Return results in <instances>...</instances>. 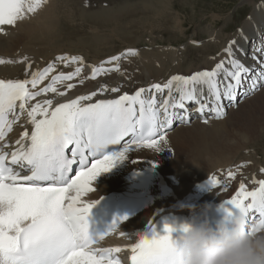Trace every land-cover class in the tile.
<instances>
[{
  "label": "snow or ice",
  "instance_id": "snow-or-ice-1",
  "mask_svg": "<svg viewBox=\"0 0 264 264\" xmlns=\"http://www.w3.org/2000/svg\"><path fill=\"white\" fill-rule=\"evenodd\" d=\"M44 3L46 0H0V26H15ZM239 50L238 42L233 40L224 49L228 59L220 60L211 70L197 71L190 76L174 75L164 84H152L149 90L140 88L134 95L125 93L118 99H99L94 103L91 101L97 92L80 95L57 106H53L52 99L30 104L43 94L57 93V82L79 77L82 67L52 76L47 87L36 91L31 89H37L49 73L55 71L54 64L28 73L30 78L0 79V141L5 140L19 120L17 109L20 114H26L32 126L30 133L25 130L15 141L18 146L15 150L6 151L8 145L0 144V264H120L113 255L122 251L120 247L96 245L127 217L114 222L105 235L93 239L88 232V216L98 201L87 202L82 196L95 191L92 182L96 177L125 159L133 146L161 150L168 143V130L173 121L188 122L186 115L170 112V108L186 112L184 102L195 101L200 105L197 111L204 113L208 105L200 97L206 89L214 101L209 111L219 119L226 107L238 102L241 95L238 89L245 80L251 83L243 95L264 87V64L258 72H253L237 57ZM254 50L264 56V46H254ZM128 52L135 54L134 50ZM120 58L113 56L107 63ZM57 60L66 65L83 64L82 58L76 56H60ZM4 63L12 61L0 59V64ZM108 71L110 69L93 67L90 78ZM250 72H253L251 76ZM66 87L72 89L75 85L68 83ZM165 89L169 99L159 107L155 96L143 98L146 91L163 93ZM173 90L179 93L178 99L173 98ZM105 91L108 89L102 85L99 92ZM110 91L115 93L119 89L114 87ZM130 134V141L121 151H106L109 145L119 144ZM89 157L94 159L90 161ZM73 165H78L79 170L70 177ZM261 171L264 172V168ZM228 175L235 178L231 171ZM211 183L213 187L220 185L215 178ZM253 183L258 187L251 191L246 189L245 183H240L239 191L225 203L246 216L250 231L261 232L264 231V179ZM254 213L259 214L258 221ZM165 231L167 234H154L151 238L137 234L138 241L129 246L131 264H178L172 247L174 229L166 225Z\"/></svg>",
  "mask_w": 264,
  "mask_h": 264
},
{
  "label": "bare ground",
  "instance_id": "bare-ground-1",
  "mask_svg": "<svg viewBox=\"0 0 264 264\" xmlns=\"http://www.w3.org/2000/svg\"><path fill=\"white\" fill-rule=\"evenodd\" d=\"M170 1L141 0L137 3V6L147 7L152 10V16L159 17L168 8V6L161 5ZM248 1L252 6L250 13L235 32L224 37V35H221V31H224L226 27L222 30H215L211 27L208 29L210 34L208 42L200 44L195 41V38L200 35L201 30L199 27H195L196 31H193L194 35L190 39L193 42L195 41L196 44L187 45L185 53L180 52V48L176 46L172 48L169 46L168 49L161 50L170 51L169 56L156 55V52L153 51L144 53L136 47L137 45L131 39L129 40V36L125 35L128 31L125 27L120 29V34H123L119 37L121 39L122 37L127 38L124 40L127 44L122 47L107 51L103 50L101 45H105L110 39L104 37V34L100 35V32L99 35H88L89 38L87 39L75 38L76 45L71 50L67 49L68 51H65L58 43V39L61 41L63 38L60 37L64 34L71 35L68 32V27L65 32L60 26L54 27L56 20H52L51 16L47 15H42V17L38 15L42 19H39V17L32 19V17V20L27 19L28 21L24 18L17 21L15 26H0V28H3V31L0 32V59L12 61V63L0 64V79L30 78L28 73L43 70L49 64H54L55 71L49 73L48 78L38 85L37 89H31L36 91L39 88L47 87L51 83L52 76L60 73L67 74L74 71L76 67H82L79 77H74L71 81L57 82L55 85L58 90L57 93L48 92L43 94L30 101V104L42 102L44 99H52L53 106H57L59 103H67L80 95L97 92V95L91 101L93 102L101 98H112L123 93H131L137 88L149 90L152 84H164L174 75L190 76L197 71L211 70L220 60L228 59L224 49L233 40L238 42L240 50L237 51V57L241 63L247 67L246 61L252 62V65H249L250 68L253 72H258L261 64H264V56L256 52L254 46H264V0ZM52 2L54 3V1ZM135 7V5L131 7L125 5L115 12L118 17H121V14L125 12L134 11ZM40 10L38 11L41 12ZM100 12H97V15L100 14L105 20L116 18L112 14L113 11L111 14L106 11V13ZM54 13L56 14V12ZM73 14L75 13L73 12ZM47 17L50 18L46 19ZM88 17L90 16L88 15ZM98 21H100L99 18ZM101 24L104 25V23ZM93 25L91 24V26ZM161 27L158 26L157 28ZM162 28L161 31L169 35L175 33V30H179L181 27ZM93 29L95 28L92 27V31L97 30ZM185 30L181 28L180 31L185 33ZM107 32L110 33V31ZM113 32L114 36L115 33L116 36L119 35L116 31ZM195 49L204 54L201 59L200 56L196 58L200 61L198 63H193V57L189 53L191 50L195 51ZM128 50H134L135 54H130ZM60 56L80 57L83 64L66 65L64 62L57 60V57ZM113 56H120L121 58L119 61L107 63ZM25 57L27 60H24ZM29 64L31 68H29ZM93 67H102L110 69V71L91 79ZM117 67L118 71L111 70ZM253 72L251 73L253 74ZM81 80H83V83H81ZM68 83L74 84L75 87L68 89L66 87ZM102 85L106 86L108 91L101 94L99 89ZM29 87L31 88V86ZM114 87L118 88L119 91L111 92L110 89ZM60 92L65 94L61 96L58 94ZM173 92L176 91L173 90ZM238 92L241 93L238 96V102L226 107L222 118L217 119L213 117L212 113H205L193 117V120L188 123L171 127L168 130V143L163 145L161 150L156 151L142 146H133L126 153L125 159L116 162L110 171L101 173L96 177L92 182L95 191L82 196V200L92 202L103 195L123 194L142 202L141 207L136 212L127 214V219L123 220L116 230L110 233L102 242V245L110 248L120 247L122 249L119 255L123 262L120 264H125L131 253L129 246L138 241V235L149 237L155 231L159 221L177 218L180 222H189L197 216L204 219L214 217L220 207L226 204L225 200L236 195L240 183H245L246 189L251 191L258 186V184L253 183L254 180L264 179V172L261 171L264 168V159H261L260 156L261 153L264 154V149L257 147L262 143L264 144V87H258L248 95H243L242 89H238ZM144 94L145 97L149 98L155 96L156 102L168 98L167 89L163 93L150 90ZM222 103L227 102L222 101ZM193 109L197 108L193 107ZM17 114L20 118L13 125L12 131L8 133L7 140L10 146L6 148L7 151H13L18 147L15 141L20 138L25 130L29 133L32 130L26 114H20L18 109ZM9 119H12L11 115ZM205 120L208 122L205 123ZM124 146H121L118 151H121ZM172 147L177 148V154L174 156L171 155ZM183 153L184 157L181 155ZM132 161L137 162L135 165L143 171V175L139 178L131 177L127 173L123 174L126 169L122 168L126 164L129 166ZM230 171L235 173V178L229 177L228 173ZM213 178L219 180L220 185H224V187L220 185L213 187L211 183ZM122 232L125 235L122 236Z\"/></svg>",
  "mask_w": 264,
  "mask_h": 264
},
{
  "label": "rangeland",
  "instance_id": "rangeland-1",
  "mask_svg": "<svg viewBox=\"0 0 264 264\" xmlns=\"http://www.w3.org/2000/svg\"><path fill=\"white\" fill-rule=\"evenodd\" d=\"M52 1H54V3ZM69 1L59 0L58 2V0H46V3H44L43 6L40 8L41 10L38 9L42 13L37 10L36 11L38 12L37 14L35 12L34 14H31L30 17H29L30 15L29 14L26 16L27 18L25 17V20L26 21H28L29 19L32 20L35 17L37 18L39 17L40 19L42 15H47V16H51L52 20H56L55 21L56 23L58 21L57 24L55 23L54 27L60 26V28L64 32L67 30L66 28L68 27L69 29L68 32H70L71 35L68 36L64 34L60 37V38H63L61 41H59L58 39V43L60 44V46L64 48L65 51L67 49L71 50L72 47L76 45L75 38L82 37L81 39H87L89 38L88 35H93V34L99 35L100 32H101L100 35L104 34V37L110 39L108 43H106L105 45H101L102 46L101 48L103 50L107 51L113 48L117 49L119 47H122L123 45L127 44V42L124 41L127 38L122 37L121 39L119 37L123 34V33L120 34V29L122 27H125V29L128 30L127 31L128 34L126 33L125 35L127 37L129 36V40L131 39L134 42V44L137 45L136 46L137 48L141 49L144 53L153 51V52H156V55L160 54L164 56L166 55L169 56L170 51L168 50L161 51V50L168 49L169 46H171V48L176 46L180 48L179 49L180 52L185 53V51L187 50V48L185 49V47L187 45L196 44L195 41L199 42L200 44H203L204 42H208L207 40H209V36H210V34L208 33V29L211 27L212 29H215V30H222V28L226 27L224 31H221V35H224V37H226L228 34H232L233 32L237 30V28L241 26L242 22L249 15L250 10L252 8L248 0H171L169 3L165 2L161 5V6H168V8L165 10V13H163V15L165 16L160 15L159 17H155V16H152L153 14H152L151 9H148L147 7L145 8L144 6L143 8L140 6H137V3L141 2V0L140 1L139 0H69ZM253 1H258V0H253ZM57 5H59L61 9ZM125 5H129L130 7L132 5H135L136 7L134 11L128 12L130 14L125 12L124 14L127 13V15L124 16V14H121V17L120 16L118 17L115 11H117L118 8H121ZM47 6L49 7L47 8ZM49 9L52 11H50ZM138 10H140L139 11L140 13L138 12ZM105 11L109 12L110 14L113 11L112 14L117 18V20L116 18L114 20L113 19L105 20V18L103 16H100V14L97 15V12L106 13ZM54 12H56V14ZM62 12H63V15H62ZM73 12L75 14H73ZM49 13L50 15H48ZM51 13H54V14L52 15ZM38 15H41V17ZM88 15L90 17H88ZM145 15L147 16V18ZM49 18L47 17L46 19H49ZM98 18L100 21H98ZM151 21H152V24H151ZM68 22H71L73 24L71 25V23H68ZM94 22L96 23V25ZM100 22L104 23V25L101 24ZM91 24L93 26H91ZM161 25L162 27H174V28L181 27L183 29H186L185 30L186 32L185 33L181 32L180 31L181 28H180L179 30H175L176 31L175 33L168 35L166 32L161 31V28H162ZM158 26L161 28H157ZM92 27L97 30L93 29L95 31H92ZM195 27H199L201 31H200V35L197 36L195 38L196 40L193 42L191 41L190 37L194 35V32L196 31ZM5 28H8V27H5ZM107 31H110V33ZM113 31H116L119 35L116 36V33H115V36H114ZM189 53H191L192 55L191 57H193L192 58L193 63L200 62L196 60V58L200 56V59H201V57L204 55L202 52H200V50H197V49H195V51L191 50ZM257 147H260V148L262 147V149H264V144L262 143L261 145ZM175 154H177V148L172 147L171 155L174 156ZM181 155L182 157L185 156L184 153ZM260 156H261V159H264L263 158L264 154L261 153ZM135 161H132L131 163H129V166L126 164V166L122 168V169H126V171L124 170L125 172L123 171V174L127 173V175L131 177H135V178H139L140 176L143 175V171H141L140 167L135 165L137 164V162Z\"/></svg>",
  "mask_w": 264,
  "mask_h": 264
},
{
  "label": "clouds",
  "instance_id": "clouds-1",
  "mask_svg": "<svg viewBox=\"0 0 264 264\" xmlns=\"http://www.w3.org/2000/svg\"><path fill=\"white\" fill-rule=\"evenodd\" d=\"M178 264H264V231L249 230L239 210L215 226L207 220L192 222L172 236Z\"/></svg>",
  "mask_w": 264,
  "mask_h": 264
}]
</instances>
